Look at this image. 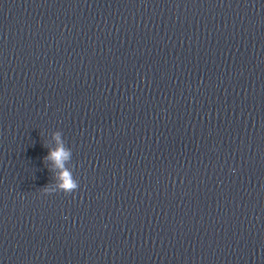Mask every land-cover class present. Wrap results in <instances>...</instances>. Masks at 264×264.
I'll list each match as a JSON object with an SVG mask.
<instances>
[{
    "label": "water",
    "instance_id": "water-1",
    "mask_svg": "<svg viewBox=\"0 0 264 264\" xmlns=\"http://www.w3.org/2000/svg\"><path fill=\"white\" fill-rule=\"evenodd\" d=\"M0 264H264V0H0Z\"/></svg>",
    "mask_w": 264,
    "mask_h": 264
},
{
    "label": "clouds",
    "instance_id": "clouds-1",
    "mask_svg": "<svg viewBox=\"0 0 264 264\" xmlns=\"http://www.w3.org/2000/svg\"><path fill=\"white\" fill-rule=\"evenodd\" d=\"M57 138H59V134H57ZM69 155L67 151L64 150L63 147L58 148L57 150H49V155L46 156L44 159H53L55 160L56 164L60 167H63V160ZM63 179L65 183L61 186L59 190L64 191L65 193H71L79 187V184H74L69 181V173L68 171L63 172ZM43 191L45 193H53L58 190H54L49 188L48 186L44 187Z\"/></svg>",
    "mask_w": 264,
    "mask_h": 264
}]
</instances>
